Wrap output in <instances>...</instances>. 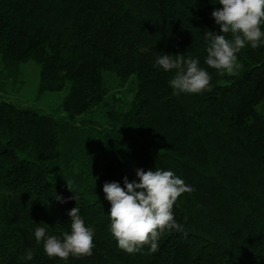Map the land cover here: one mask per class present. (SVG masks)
<instances>
[{
  "label": "trees",
  "instance_id": "obj_1",
  "mask_svg": "<svg viewBox=\"0 0 264 264\" xmlns=\"http://www.w3.org/2000/svg\"><path fill=\"white\" fill-rule=\"evenodd\" d=\"M218 0H0V64L38 67L37 94L63 92L42 113L0 102V264H264V45L238 54L236 75L204 64ZM156 53L199 58L210 92L176 94ZM109 75L133 84L106 105ZM97 107L101 119L91 118ZM171 170L194 191L173 212L181 232L136 254L118 248L103 185L135 170ZM67 183V184H66ZM75 193L76 200L69 199ZM60 195L67 203H59ZM80 209L93 253L49 259L36 227L69 230ZM34 250L32 261L21 260Z\"/></svg>",
  "mask_w": 264,
  "mask_h": 264
},
{
  "label": "clouds",
  "instance_id": "obj_2",
  "mask_svg": "<svg viewBox=\"0 0 264 264\" xmlns=\"http://www.w3.org/2000/svg\"><path fill=\"white\" fill-rule=\"evenodd\" d=\"M218 4L221 7L211 15L219 31L204 33V64L218 75H236L243 67L238 54L246 46L257 49L264 45V0H218ZM155 65L173 74L168 84L176 94L212 91V76L201 66L199 58L183 53H156ZM135 174L138 183L135 180L129 182L125 177L123 187L116 182L103 185L105 199L110 204L111 234L118 248L130 255L145 247L155 252L165 233L183 231L173 208L179 197L194 191L171 170L136 169ZM68 189L73 192L69 186ZM55 199L61 204L68 202L60 195ZM69 199L76 200L75 193ZM68 216L69 230L59 234H50L46 223L35 228V243L42 245L43 253L49 259L67 261L70 257L79 259L93 253L94 231L85 225L80 209L72 208ZM33 259V249L26 250L21 257L24 261Z\"/></svg>",
  "mask_w": 264,
  "mask_h": 264
},
{
  "label": "rangeland",
  "instance_id": "obj_3",
  "mask_svg": "<svg viewBox=\"0 0 264 264\" xmlns=\"http://www.w3.org/2000/svg\"><path fill=\"white\" fill-rule=\"evenodd\" d=\"M105 80L109 88V94L104 99L106 105H111L113 100L120 104H127L134 91L133 84H127L122 89H118L117 82L105 75ZM38 87V67L32 63L27 62L21 65L18 73L10 76L3 70L0 64V102L7 101L18 107H27L37 110L42 113H54L61 116L62 112L59 110L63 92L60 93H44L37 94ZM103 109L97 107L91 113V118L100 120Z\"/></svg>",
  "mask_w": 264,
  "mask_h": 264
}]
</instances>
